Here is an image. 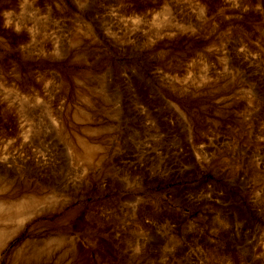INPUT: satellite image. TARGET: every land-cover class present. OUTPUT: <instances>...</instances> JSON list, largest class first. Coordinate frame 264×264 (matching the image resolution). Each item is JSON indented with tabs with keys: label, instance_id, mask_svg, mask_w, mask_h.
<instances>
[{
	"label": "rangeland",
	"instance_id": "374dc122",
	"mask_svg": "<svg viewBox=\"0 0 264 264\" xmlns=\"http://www.w3.org/2000/svg\"><path fill=\"white\" fill-rule=\"evenodd\" d=\"M0 264H264V0H0Z\"/></svg>",
	"mask_w": 264,
	"mask_h": 264
},
{
	"label": "bare ground",
	"instance_id": "6f19581e",
	"mask_svg": "<svg viewBox=\"0 0 264 264\" xmlns=\"http://www.w3.org/2000/svg\"><path fill=\"white\" fill-rule=\"evenodd\" d=\"M0 208L2 209V207L0 206Z\"/></svg>",
	"mask_w": 264,
	"mask_h": 264
}]
</instances>
